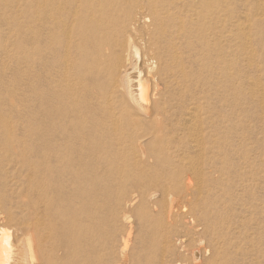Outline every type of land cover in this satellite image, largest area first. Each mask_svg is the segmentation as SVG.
<instances>
[{"label": "bare ground", "instance_id": "1", "mask_svg": "<svg viewBox=\"0 0 264 264\" xmlns=\"http://www.w3.org/2000/svg\"><path fill=\"white\" fill-rule=\"evenodd\" d=\"M32 1L35 5L32 6L35 10L31 8L34 10L31 16L35 19V31L28 28L26 32L34 34L37 64L35 120L39 137L33 148L23 146L13 150L14 154L21 153L24 157L31 155L22 165L25 170L27 167L31 171L27 184L29 191L30 188L32 190V195L31 192L29 196L25 193L28 201L22 204L25 208L20 222L22 238L13 264H179L184 258L176 243L174 244L177 240L174 241L173 236L176 237V234L171 235L172 231L169 233L168 226V232L162 233L163 235H160L159 228H148L151 212H148L145 222L141 219L142 231H147V248L144 247L142 253L139 251L141 255L133 259L126 253L133 235L131 212L128 211L142 200L155 205L154 189L165 191L168 186L158 182L150 173L147 181L140 178L146 182L145 185H138L135 191L129 192L131 194L126 193L123 187L120 190V187L128 177H137L136 180L139 181L138 177L149 173L152 166L167 169L172 166L171 161H168L171 158L180 155L185 158L187 150H180L175 140L185 139L194 152L204 153L209 150L205 143L212 142L214 146L212 145L211 152L215 158L228 154V149L222 145L230 136L229 123L225 122L223 130L219 132V122H208L204 116H210L211 119L216 111L215 117H222L232 98L231 87L229 89L230 1ZM32 1L26 4L24 11L27 5L31 7ZM20 46L24 48L26 43L25 46L23 43ZM189 148L187 149L190 150ZM201 164L192 165L191 170H196ZM25 170L23 173L26 174ZM186 170V167H182L179 172L174 173L171 181L173 189L187 198L185 193L189 191L191 194L193 184L189 178L188 183L184 181L183 173ZM3 179L1 180L5 182L6 179ZM194 180L199 186L205 183L201 177H194ZM23 188L21 187L22 190ZM130 190L133 189L129 188ZM209 195H202L196 201L190 198L188 203L184 198L185 204L204 201L205 207L200 214L194 213L193 209L189 210L185 204L184 207L174 204L167 207L160 202V207L167 210L166 216L170 222L167 223L175 228L183 222H176V216L192 218L193 228H185L188 235L199 226L197 221L202 217L205 221V225L201 224V227L204 226L202 236L204 234L207 239L202 238L207 241L205 248L212 252L209 264H231L232 260L234 264L238 256L230 260L233 254L229 255L239 246L238 241L236 242L237 233L233 232V237H228L234 224H225L227 221L223 222L224 219L218 217H222V210L226 207L223 205L226 204L222 205L221 199L219 201L214 199L215 196L213 198ZM223 197L224 195L221 198ZM18 202L20 203L19 200ZM245 204L247 206L246 202ZM176 208H182L180 215L175 213ZM159 209L158 212H161ZM259 210L260 208L256 213ZM217 218L222 223L215 220ZM241 220L244 221L243 218ZM109 223L121 226V230L126 229L120 235L115 233L116 237H108L105 230ZM128 225L131 226L129 229ZM251 229L249 228L250 231ZM254 230L259 232L257 228ZM26 233L31 235L25 236ZM178 233L179 230L177 235ZM149 235L152 236L150 240ZM248 235L253 237L252 234ZM251 237L247 239L248 242L252 240ZM10 239V233L1 228L0 264H7L11 256ZM240 241L242 242L241 239ZM162 246L168 255L158 254ZM245 246L247 247L246 244ZM115 251L119 255L117 262L112 261ZM248 251L250 250L247 249V253ZM247 253L243 251V254ZM244 256L246 255H243L245 259L249 257ZM262 260L264 262V258Z\"/></svg>", "mask_w": 264, "mask_h": 264}, {"label": "rangeland", "instance_id": "2", "mask_svg": "<svg viewBox=\"0 0 264 264\" xmlns=\"http://www.w3.org/2000/svg\"><path fill=\"white\" fill-rule=\"evenodd\" d=\"M31 1L32 0H12V1L11 0H0V42L2 44V45L0 44V180L1 179L4 180L3 178L6 179L5 182L2 180H1L2 182L0 181V229L3 228L7 230L11 236L10 246H12V253H11L10 258L8 259L7 264H13L14 255L16 251L19 250L18 247H20L19 243L22 238V228H21L20 222H22L23 216L21 215H23L22 214L23 212L25 213V208L22 204H24L23 203L24 201L25 202L28 201L27 197L29 196L30 192H31L30 195H32V190L30 188V191H29L28 189L29 185L27 184L31 171L27 167H25L27 169L25 170L24 166L22 165L25 162H27V160H29L27 158L28 157L30 158L31 155L28 157H24L25 155L22 156L21 153L14 154V151H15L14 149L15 148L17 149V147L23 148V146L26 147L27 149L33 148L35 146L36 140L39 137L38 135L39 133L37 132V124L35 120V115H36L35 102L36 101L34 98V88L37 85L36 84L37 83V76H36L37 64H36V57H35V50H34V45H35L34 44V34L26 32L28 28H30L33 32L35 31L34 29L35 19L34 17L31 16L33 15L31 12L35 10V7L34 8L32 7V6H35L33 4V1H32L31 7L30 5H27V9H25L24 11V7H26V4H29V2ZM229 1H230L229 2L230 4L228 5V9H230L229 14L231 13L230 14L231 17L229 16L230 17L229 20H231L230 21L231 51L229 52V59L231 61V79H230L231 85L229 84V89L231 87L230 93H231L232 98L230 100H232L231 101L232 104L229 100V102L227 103V107H226L227 110L223 109V111L226 110V113L224 112L222 117L221 116L215 117L217 116L215 114L216 111H214L215 112L213 114L214 116L212 115L211 119L209 118L210 116L209 117L204 116V118L207 117L208 122H211V121H214L217 123L219 122L218 123L219 125L217 124L219 132L220 130H223L222 127H224L223 124L225 122L226 124L228 122L229 123L228 126L229 125L231 126V127L229 126V130H231L229 133L230 136H228L227 141L224 143V145H222L226 150L228 149L227 150L228 152L226 151L228 154L226 156L222 154V156L215 158L211 152V147L214 146L212 142L205 143V147L209 150H206L204 153V151L194 152L192 149H190L191 147L189 143L185 141V139H182L184 141L177 140L178 143L175 140L176 145L180 146V150H183V149H184L183 151L187 150L185 151L187 152L186 154L185 152L183 153L186 155L185 158H183L184 157L183 155L177 156L175 158H171L168 161H171L172 166L168 167L167 169L161 168L160 166L158 168L157 165L152 166L149 169L150 170L149 173L147 172L142 177H138L139 181L136 180L137 177H135V179L134 177H131L132 180L129 177L126 178V180L125 179L123 180L120 190L123 187V189L125 188L127 190V191L125 190V192L128 194H131L133 191H135L138 188V185L144 186L145 185L144 183H146L145 181L150 179L151 175L154 178H156L158 182L163 183L166 187L168 186V188L165 191H162L159 188L154 189L155 201L154 200L153 201L154 203L156 202L155 205L157 206L153 204L149 205L147 201L145 202L144 200H142L143 203L140 201L138 202L139 205H141L142 207L136 204V207L134 206V208L128 211V213L131 212L129 214L132 215V216L130 215V218H131L130 225L132 226V234L133 235L135 234V235L134 236L132 235L131 242L129 243V247L127 248L126 253L128 254V256L130 255L132 259L133 257L135 258L136 256H140L143 250L147 248L146 242L148 241L147 239L148 237L145 236L147 235V231H144V232L142 231L141 219L143 222H145V217L148 216L147 215L148 212H151L152 214L150 216L151 222L147 223V226L149 225L148 228L150 227V229H152V227H155L156 229L158 228L161 229L160 235H163L164 233H167L168 231L169 233L170 231H172L171 235L176 234V237L173 236L174 241L177 240L174 242V244L176 243V246L178 247L179 252L183 255V258H184V259H181V262L179 264H209V262L212 260V252L210 249L205 248L207 245L206 243L207 241L204 238H202V237H205L204 234L202 236V233H203L202 228L204 229V226L201 227V224L205 225L204 223L205 221L202 219V217L199 216L201 217V219L197 221L199 226L197 224L198 227L191 230L192 233L190 231V235H188L187 233H185V228L186 227H188V229L193 228L192 226H194V224L192 223L193 221L192 218L189 219V218H184L183 216L181 217L180 213L182 212L180 209L182 208L180 209L176 208L175 213L178 212L177 214H179L180 216L179 217L176 216L174 220L178 223H180L179 221H183V222L178 224L176 228L174 226H170L169 219L166 216L167 210L164 209L163 207H162L163 210L161 209L160 202H161V205L165 204V206L167 207H170L172 204L179 205L180 207H184L183 204H185L186 202L188 203L189 200L191 199L195 200V199L200 198L202 195L206 194L207 196L208 194H210L213 196V198L215 196L214 199H217L219 201L221 199L222 205L226 204V205H223L224 207L225 206L226 207L225 208L223 207L225 212L222 210V213H221L222 217L220 216L218 217L221 218V220L227 219L225 221L223 220V222L227 221L225 224L227 223L234 224L232 225L234 227L231 226L232 231H231V228L229 230L231 236H229L230 234H228V237L230 238L233 237L232 235L233 232L237 233L238 239L236 240V242L238 241L237 245L239 246H237L238 248L234 250L235 252L232 251L230 255L228 254L229 256H231L232 254L234 255V257L233 255L231 256L232 258L230 260L235 259L237 258L236 256H238V258L234 260V264H237V263L238 264H245V263L246 264H264L262 260L264 258L263 256L264 254L262 252L264 251V235H262L264 234V222L262 223V220L264 221V215H263L264 214V0H229ZM31 8H33L34 10H31ZM26 13L29 15H27ZM24 14H26L28 17ZM4 16H5V19L7 20L3 19ZM22 43L24 44V46L26 43V46L24 48L20 46ZM192 92L194 94V89ZM213 102L215 103V100ZM201 103H203V101ZM230 109H232V111H230ZM227 113H228V116H227ZM224 117H226L225 120H224ZM228 118L230 119L232 118V119L230 120ZM179 141L181 143H179ZM182 142L183 143L186 142V143L183 144ZM176 145L174 146L178 147ZM181 145L184 148H182ZM188 145L190 148L188 147ZM187 148H189L193 153L190 152V150H188ZM183 151H181V153ZM23 161L25 162L23 163ZM215 162H216V165H215ZM203 163H207V164L203 165ZM199 164H201L200 167H198L196 170H193V171L191 170L192 165L197 166ZM208 164L210 165L212 164V166ZM182 167L187 168L186 172L183 173V178L185 179L184 181L188 183V178H189L191 179L192 184H193V187H192L193 189L190 190L191 194H189V191L185 193L188 195L187 198L186 196L183 197V195H181L177 190L173 189V185L171 181V177L174 175V173L179 172V170ZM24 170L25 172L27 171L26 174L23 173ZM194 177L203 178L205 183L201 185L202 187L196 184ZM140 178L142 179L145 178L144 179L145 181L144 180L142 181V179ZM128 179L129 181H131V183L128 181ZM20 182L24 184H21ZM124 184H125V187H124ZM3 185L5 186L3 187ZM19 185L22 188L24 186L23 188L24 190H22ZM118 186H119V183H118ZM126 186H128L130 189H133V190L129 191V188L127 189ZM209 190H210V193H209ZM230 192L231 194H229ZM25 193L28 196H26ZM221 193L222 195H224L223 198H221L222 197ZM218 194H219V197H218ZM189 195L191 196L189 197ZM22 196H24L25 198H23ZM192 196H195V197L193 198ZM184 198L186 199V202ZM233 199H234V202H233ZM18 200L20 201L21 204L18 202ZM235 200L238 203H235L236 202ZM242 200L244 201V203H242L243 202ZM199 202H196V204L195 203L185 204V206H187L189 210L193 209L192 211L194 213H199L201 209L203 210V207H205L203 204L204 201L200 203L201 206L199 205ZM245 202L247 203V206ZM248 203L252 207L251 206L249 207ZM230 205L231 207H229ZM256 205L258 209L260 208L258 213H256L258 211V209L255 208ZM158 206L160 207V209ZM238 206L241 208H239ZM196 207H198V209L200 210H198ZM227 207L233 210L230 211L229 209H227ZM252 208L253 210L256 209L255 213L252 210ZM158 209L161 212H158ZM245 210L248 213H246ZM249 212L250 213L252 212V214L250 215ZM236 213L238 216L236 215ZM243 213L245 215V218H244ZM232 214L234 215V217H232L233 216ZM225 215L227 216L226 218L224 217ZM252 215H253V218L251 217ZM20 216H21V219H20ZM230 217L231 219H229ZM219 218L215 220L217 221L219 220L218 222L222 223V221ZM242 218L244 220L243 222L241 220ZM194 219H195L194 222H196V218ZM182 224L185 225L183 229H182L183 227ZM242 224L244 225L241 226ZM253 224L254 226L257 224L256 226L258 227L256 226L254 227ZM130 225L127 226V229L131 227ZM166 226H168L167 227L168 231L166 229ZM112 228L114 229V232ZM117 228L121 230L122 227L121 226L116 227V225H113V223L112 224L109 223V225L106 227V230H105L106 233L108 232L107 234L108 237H114V236L116 237L117 233H119L118 235H120V233L124 232L126 229L125 228L124 230H121L119 232V229ZM233 228L234 229L237 228V229L233 231L234 230ZM249 228H252L251 231L249 230ZM256 228L259 230V232H255L256 230L254 229ZM245 229L247 230L248 233L246 232ZM137 230L140 231L139 232L140 237L138 236ZM178 230H179V233L177 235ZM141 231L143 232L142 233L143 235L141 234ZM261 231L263 233H261ZM245 232L246 234H243ZM113 233L114 234L116 233V234L114 235ZM255 233L256 235H254ZM109 234L111 235L113 234V235L110 236ZM248 234H252L253 237H251V235H248ZM29 235L31 234L29 233L25 234V236H29ZM257 235L260 237H257ZM208 236H211V235H208ZM238 236H241V237H238ZM242 236L244 237L247 236V237L244 238ZM255 236L257 237V239L258 238L259 239L257 240ZM151 237L152 236L149 235V240L151 239ZM250 237L252 240L251 241L249 240L248 242L247 239H250ZM239 238L242 240L244 246L241 245L242 242L240 241ZM140 241H141V244H140ZM182 241L184 242L182 243ZM245 241L246 243H244ZM255 241L257 245L255 244ZM180 244H181V247H180ZM245 244L247 245V247L245 246ZM251 245L253 246V248ZM254 245L257 247H255ZM259 246L263 249H260ZM242 247H244L245 250L242 249ZM163 249L164 248L162 246L158 250V254L165 253V255H168L166 254V251ZM239 249L241 250V253ZM247 249L250 250L248 251V253H247ZM253 249H255V251ZM149 250L151 251L150 246H149ZM243 251L247 253L248 255L243 254ZM256 252L259 254V256ZM138 253L139 255H137ZM243 255H246L244 257L249 256L248 258H246L248 260L243 258ZM113 256L114 258H112V261H116V262L119 261L118 260L119 255L116 251L114 252ZM252 256H253L252 259L254 258L258 259V260L254 259L256 263L250 258ZM238 260L239 261L242 260V261L239 262ZM231 262H232L231 264H233V260Z\"/></svg>", "mask_w": 264, "mask_h": 264}]
</instances>
